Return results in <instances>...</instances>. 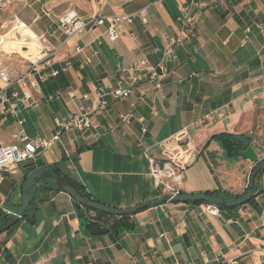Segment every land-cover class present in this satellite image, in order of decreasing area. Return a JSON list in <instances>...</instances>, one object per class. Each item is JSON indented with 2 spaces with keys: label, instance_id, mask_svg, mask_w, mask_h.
<instances>
[{
  "label": "crops",
  "instance_id": "crops-1",
  "mask_svg": "<svg viewBox=\"0 0 264 264\" xmlns=\"http://www.w3.org/2000/svg\"><path fill=\"white\" fill-rule=\"evenodd\" d=\"M191 1L209 7L198 15L194 38L176 49L163 89L143 81L125 100L107 95V107L91 115L89 128L65 131L35 158L0 169V209H18L27 175L53 164L80 181L93 199L112 207L160 198L148 155L162 156L161 144L184 128L197 156L182 170L181 191L219 190L238 197L247 192L256 164L242 156L227 160L221 142L212 137L250 138L264 157V28L257 27L264 24V0H0V64L14 77L9 85L0 81V89L19 110L17 116L5 113L0 104V143L22 146L14 138L20 130L50 138L56 117L97 105V88L116 84L119 67L144 57L157 64L166 36L179 31L182 7ZM143 8L147 24L139 14ZM70 9L84 19L133 14L134 22L116 41L106 36V24L69 37L58 20ZM19 23L39 40L36 53L24 46L22 53L6 49V43H21L12 29ZM53 69L60 73L50 75ZM22 76L26 88L17 81ZM25 91L32 93L31 100L23 98ZM133 106L131 124L122 125L120 115ZM205 117V124L192 126ZM254 182L256 191L259 175ZM207 206L163 202L133 213L131 231L94 236L82 225L73 198L56 191L34 203L13 232L0 233V264H224L228 258L264 264V184L250 201L221 208L217 215Z\"/></svg>",
  "mask_w": 264,
  "mask_h": 264
},
{
  "label": "built area",
  "instance_id": "built-area-1",
  "mask_svg": "<svg viewBox=\"0 0 264 264\" xmlns=\"http://www.w3.org/2000/svg\"><path fill=\"white\" fill-rule=\"evenodd\" d=\"M209 7V3L205 1H191L182 7V18L179 31L170 36H166L167 45L162 51L161 59L157 64H153L148 57H144L139 61L132 63L128 66L119 67L118 71L120 77L116 84L107 86H99L96 90L97 105L92 108H82L80 111L71 113L65 118H55V130L50 138L43 137H30L23 130L14 134L15 139H19L23 145L17 143L2 144L0 143V169L7 170L13 164H20L31 160L36 155L47 149L52 143L60 140L63 132L79 129L85 130L91 126V115L96 112L104 110L108 101L107 95H111L115 100H125L129 98L138 87L139 83L147 81L155 89H163L164 79L169 74V62L173 57L176 49L182 45H185L194 38L197 30L198 15L204 9ZM142 22L148 23V9L143 8L139 11ZM59 25L67 36H73L75 34H82L88 29L97 25L106 24L105 34L110 41H116L124 34V29L130 26L134 22L133 14H115L110 17L94 16L89 19H84L79 15L76 9H70L62 16L59 17ZM257 27L262 30L264 28L263 23H258ZM14 29L23 42L25 49H29V45L33 40V37L29 34L25 24L13 25ZM246 32H251V27H246ZM130 36L134 39L137 38L135 32H130ZM36 36L34 37V39ZM249 41L247 35L243 38L241 45L244 46ZM77 52L81 51L80 47L76 48ZM32 66L36 65V62L31 63ZM71 61H66V66H70ZM60 71L53 69L50 75H58ZM47 75H43L42 78H46ZM16 80V79H15ZM0 81L6 85L14 82V77L7 66L0 64ZM19 84L26 88L27 82L25 77L17 78ZM31 86L35 89H39L38 82H30ZM18 96V93L14 94ZM23 98L25 100L32 99V93L25 91ZM0 104L3 112H9L12 115H18L19 110L15 103L11 102L10 97L6 94L4 89H0ZM134 106L126 113L120 115V123L122 125H130L133 118ZM207 122V117L201 118L193 123V127H200ZM22 124V121L19 120ZM147 131L146 128L143 129ZM162 156L156 157L148 155L150 163V174L153 178L154 185L161 190L163 195L176 194L181 192V183L183 180L182 170L191 164L193 159L197 156V147L193 142V138L190 135L188 128H184L171 139L164 141L161 144ZM208 210L212 214H219V209L207 206ZM264 225V223H263ZM262 253L264 255V240L262 245ZM224 264H239L233 258L225 260ZM251 264V263H249Z\"/></svg>",
  "mask_w": 264,
  "mask_h": 264
},
{
  "label": "water",
  "instance_id": "water-1",
  "mask_svg": "<svg viewBox=\"0 0 264 264\" xmlns=\"http://www.w3.org/2000/svg\"><path fill=\"white\" fill-rule=\"evenodd\" d=\"M218 141L221 142L223 149L225 150L228 158H236L238 156H242L246 159H249L253 163L256 164L254 170L251 173L250 180H249V188L247 192L238 199H223L216 196L207 195L205 193H176V194H168L164 195L160 198L145 201L138 205H135L130 208L120 209L116 207H112L101 203L97 200H93L90 198H86L81 196L77 189L70 185L66 180H64L58 174L50 171L47 168H39L32 171L30 174L27 175L25 181L23 183L22 188V198L18 209L16 210H8L11 213L15 220H21L25 211L27 210L29 203H30V194L32 183L35 179H41L50 182L55 187L61 189L68 195H70L75 201L80 203L85 207H90L92 209L102 211L109 214L114 215H126V214H133L137 211L155 206L157 204L163 202H206L208 205L221 209V208H231L235 206H239L250 201L252 198L256 197L263 191V175H264V158L260 159L257 152L253 149L251 145L245 143L243 140L237 139L232 137L228 134H222L217 137ZM259 175V183L258 189L254 191V184L255 178ZM9 226L0 228V232H4L7 230Z\"/></svg>",
  "mask_w": 264,
  "mask_h": 264
},
{
  "label": "trees",
  "instance_id": "trees-1",
  "mask_svg": "<svg viewBox=\"0 0 264 264\" xmlns=\"http://www.w3.org/2000/svg\"><path fill=\"white\" fill-rule=\"evenodd\" d=\"M218 136L219 135H214L212 138H217ZM234 138L244 140L249 145L252 146V141L250 138L244 137L242 135L234 137ZM48 169L58 174L59 176H61L70 185L75 187L81 196L93 199L91 195L86 191V189L84 188L83 184L80 181H78L74 177H69L68 175L62 174L57 164L50 165ZM56 191H62V190L55 187L53 184H51L48 181L41 180V179H35L34 182L32 183L30 203H29L27 210L25 211L23 215V218L28 214L29 210L32 208L34 203L42 202L44 200L51 198L55 194ZM181 193L183 192L181 191ZM204 193L207 195L216 196V197L223 198V199H231V200L242 197V196L238 197V195L230 196L227 193L221 194L219 190H208ZM73 201H74L75 206L78 208L79 216L82 220V225L84 226L85 230L88 231L91 235L101 236L107 233H113L115 235H119L125 231H131L135 228V223L132 220V214H126V215L109 214V213H105L102 211L92 209L90 207H85L81 205L80 203H78L77 201H75L74 199ZM189 203L203 204L206 202L202 201V202H189ZM21 220H18V221L15 220L14 216L11 213H9L8 210L0 209V228L9 226L7 230H5L4 232L6 233L13 232L19 226Z\"/></svg>",
  "mask_w": 264,
  "mask_h": 264
},
{
  "label": "rangeland",
  "instance_id": "rangeland-1",
  "mask_svg": "<svg viewBox=\"0 0 264 264\" xmlns=\"http://www.w3.org/2000/svg\"><path fill=\"white\" fill-rule=\"evenodd\" d=\"M29 34H30V32H29ZM31 35V34H30ZM32 36V35H31ZM33 37V40L31 41V44L29 45L30 46V49H31V51H33L34 53H36L37 52V48L40 46V42H39V40L37 39V38H35L34 39V36H32ZM23 44V42L21 41V43H10L9 44V48L8 47H6V49L8 50V51H10V50H14V49H17L19 52H21L22 53V48H21V46H23L22 45ZM17 45V46H16ZM24 55H26L27 56V53H23ZM225 158L227 159V160H231V158H228V156H227V154L225 155ZM260 158H264V157H261L260 156ZM215 164H217V161H214V165Z\"/></svg>",
  "mask_w": 264,
  "mask_h": 264
},
{
  "label": "bare ground",
  "instance_id": "bare-ground-1",
  "mask_svg": "<svg viewBox=\"0 0 264 264\" xmlns=\"http://www.w3.org/2000/svg\"><path fill=\"white\" fill-rule=\"evenodd\" d=\"M30 34H31L32 36H34V37H35V35L33 34V32H31ZM13 41H14V40H13ZM10 43H14V42H9V43H6V45H5V46L9 48V44H10ZM30 44H31V43H30ZM16 46H17V45H16ZM29 48H30V46H29ZM3 49H5V48H3Z\"/></svg>",
  "mask_w": 264,
  "mask_h": 264
},
{
  "label": "flooded vegetation",
  "instance_id": "flooded-vegetation-1",
  "mask_svg": "<svg viewBox=\"0 0 264 264\" xmlns=\"http://www.w3.org/2000/svg\"><path fill=\"white\" fill-rule=\"evenodd\" d=\"M241 140V139H240ZM244 141V140H243ZM245 143H247L246 141H244Z\"/></svg>",
  "mask_w": 264,
  "mask_h": 264
}]
</instances>
